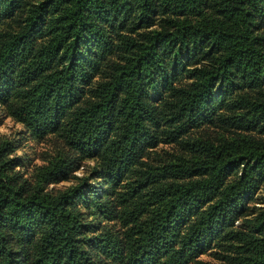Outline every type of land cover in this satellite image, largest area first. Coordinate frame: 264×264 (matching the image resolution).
<instances>
[{"label":"trees","instance_id":"obj_1","mask_svg":"<svg viewBox=\"0 0 264 264\" xmlns=\"http://www.w3.org/2000/svg\"><path fill=\"white\" fill-rule=\"evenodd\" d=\"M0 105V264H264V0H0Z\"/></svg>","mask_w":264,"mask_h":264},{"label":"rangeland","instance_id":"obj_2","mask_svg":"<svg viewBox=\"0 0 264 264\" xmlns=\"http://www.w3.org/2000/svg\"><path fill=\"white\" fill-rule=\"evenodd\" d=\"M193 134L198 133L202 136H214L218 130L208 126L201 130L192 131ZM0 138L15 139V150L12 156L19 159V165L14 169L22 178H30L34 169L38 166L45 165L48 160L59 149L64 150L71 154L72 152L64 148L59 140L53 136H46L43 138H34L31 134L20 124L15 118L7 114L0 105ZM174 150V146L167 144H158L153 151L148 152L144 157L149 160L156 161L159 157L163 156L165 152ZM78 168L74 172L75 176H82L86 174L92 166V161L86 159L77 160ZM71 180L61 181L48 188L53 190L67 186ZM253 201L250 205H253ZM202 261H208L212 264L218 262L212 256L204 254L199 257Z\"/></svg>","mask_w":264,"mask_h":264}]
</instances>
